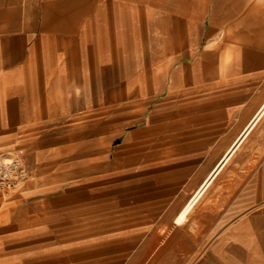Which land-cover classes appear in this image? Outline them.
<instances>
[{"label": "crops", "instance_id": "1", "mask_svg": "<svg viewBox=\"0 0 264 264\" xmlns=\"http://www.w3.org/2000/svg\"><path fill=\"white\" fill-rule=\"evenodd\" d=\"M110 58L129 60L114 61L112 68L141 69L131 73L138 76L134 82L107 90H132L138 107L159 101L165 109L176 101L178 115L186 100L216 98L218 114L230 122L229 138L235 139L264 102V0H0V143L35 140L25 147L33 148L24 158L34 165L29 181L44 165L65 173L83 169V151L80 157L59 154L56 145L86 132L91 112L105 124V96L96 93L90 101L89 92L105 90ZM90 76H102L101 86L90 88ZM144 112L122 121L143 123ZM50 123L54 129L43 125ZM258 125L264 127V115L232 158ZM232 158L216 179L223 172L229 176ZM39 162L46 164L37 167ZM259 182H249L248 210L194 262L182 254L176 264H264ZM56 231L36 222V230L23 237L35 238L36 250L74 249ZM61 256L51 255L48 263L69 264Z\"/></svg>", "mask_w": 264, "mask_h": 264}, {"label": "rangeland", "instance_id": "2", "mask_svg": "<svg viewBox=\"0 0 264 264\" xmlns=\"http://www.w3.org/2000/svg\"><path fill=\"white\" fill-rule=\"evenodd\" d=\"M138 34L144 35L143 24ZM118 59H108L105 90L89 92L90 101L104 94L105 124L91 112L86 132L73 134L67 145L55 144L59 154L80 157L83 151V169L65 173L39 162L27 184L0 192V264H49L51 255L59 253L69 264H98V259L103 264H176L182 254L194 262L232 219L248 210L249 182L259 178V189H264V167L258 165L264 162V127L258 125L230 161L229 176L223 172L185 222L176 224L179 209L234 140L230 122L218 114L216 98L206 97L186 100L179 115L176 101L164 110L159 101L141 106L153 116L147 124L153 126L151 134L143 131L145 122L123 126L139 110L131 105L141 101L132 90L107 89L134 82L138 76L131 73L141 68H112L114 61L129 63ZM118 70L121 74H114ZM101 77L90 76V88L100 87ZM43 125L54 129L52 123ZM33 141L0 143V155L30 157L33 148L25 147ZM36 222L56 229V236L74 249L36 250V239L23 237L36 230Z\"/></svg>", "mask_w": 264, "mask_h": 264}, {"label": "bare ground", "instance_id": "3", "mask_svg": "<svg viewBox=\"0 0 264 264\" xmlns=\"http://www.w3.org/2000/svg\"><path fill=\"white\" fill-rule=\"evenodd\" d=\"M136 107H138V104L136 105ZM139 109H141V107H139ZM161 109L164 110V108L160 107V110ZM263 115H264V102L262 103L260 108L257 110V112L254 114V116L251 118V120L247 122V124L243 127V129L236 135L234 141L229 145V147L225 150L222 156L218 159V161L215 163V165L210 170V172L202 179L199 186L193 192L189 200L186 201L184 205L179 209L175 217L176 224H182L183 222H185V220L187 219L189 213L192 211L195 204L200 200V198L204 195V193L210 188V186L213 184L216 177L222 172V170L225 168L226 164L232 158V156L234 155L238 147L246 139V137L248 136L252 128L255 126V124L260 120V118ZM145 117H147L144 123L146 124V128L143 131H145V133L151 134L153 131L152 130L153 126L150 125L147 127V124L152 123L153 116L148 117L146 116V114H144L143 118ZM131 123H134V121L125 122L123 126L131 125ZM27 169H28L29 174L33 173L34 165L28 164ZM25 189L26 188H24L23 190Z\"/></svg>", "mask_w": 264, "mask_h": 264}, {"label": "built area", "instance_id": "4", "mask_svg": "<svg viewBox=\"0 0 264 264\" xmlns=\"http://www.w3.org/2000/svg\"><path fill=\"white\" fill-rule=\"evenodd\" d=\"M30 179L26 161L19 155H0V192L8 193L25 185Z\"/></svg>", "mask_w": 264, "mask_h": 264}]
</instances>
